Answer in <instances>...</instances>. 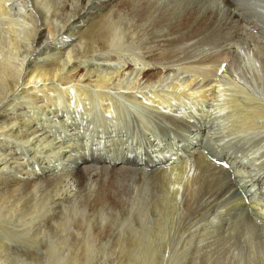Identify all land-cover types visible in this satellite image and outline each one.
Wrapping results in <instances>:
<instances>
[{
	"label": "bare ground",
	"instance_id": "1",
	"mask_svg": "<svg viewBox=\"0 0 264 264\" xmlns=\"http://www.w3.org/2000/svg\"><path fill=\"white\" fill-rule=\"evenodd\" d=\"M243 1L23 0L33 23L27 37L29 47L14 67H7L0 59V264H142L141 255L135 260L131 257L138 250L142 255L152 253L150 261L154 264L158 250L173 247L183 219L175 206L179 187L184 185V197L190 198L184 204L190 212L201 198L213 194L216 186L214 194L221 193L216 181L205 175L214 166L201 150L202 141L213 139L212 131L219 125L224 130H236L234 134L240 130L264 131V95L255 96L249 86L236 92L235 85L227 88L214 79L222 63L232 60L234 65L232 54L226 50L236 43L233 38L219 36L217 12L230 13L239 25L241 18H250L264 36V0L252 2L257 12ZM0 13L7 16L8 9L1 7ZM0 18V23L7 20ZM211 34L215 37H208ZM262 34L257 39H263ZM200 35L205 39L192 42ZM210 46L214 47L207 50ZM128 51L143 58L137 69L123 60ZM177 52L183 57L179 65L192 64L207 83L196 87L192 81L186 87L166 88L165 77L175 66ZM87 58L97 63H88ZM86 62L92 68L87 69ZM118 65L119 69H110ZM66 66L69 72L61 74ZM260 66L264 68L259 62L255 64V68ZM121 67L130 75L142 76L138 89L137 85L132 89L119 85L109 88L113 79L124 76ZM230 78L231 82L238 79ZM158 83L162 89L155 88ZM125 103L134 113L140 108L144 115L152 116L134 117L128 110L126 114ZM95 111L104 124L90 132L89 147H85L89 138L85 145L55 143L65 136L76 138V131L80 134L94 126L91 119ZM122 118L127 122L122 120L116 129V121ZM69 120L75 125L70 134L60 127ZM142 132L148 143L151 136L158 140L152 148L158 155L148 161L137 155ZM227 134L231 138L224 134L225 139H234L228 130ZM171 135L173 140L178 137V144L172 142ZM135 154L137 158L132 160ZM222 163L226 167L227 163ZM96 169H106L109 178L98 177ZM121 177L131 183L142 182L139 190L144 196L140 199L148 200L142 221L137 217L143 209L133 197L125 196L131 191L121 188L123 181L120 187L125 179ZM247 178L238 185L247 190L234 195L229 189V203L225 205V195L220 200L228 212L240 211L229 213L235 224L244 225V206L256 212L262 209L257 198L264 192V183ZM134 194L138 196V191ZM147 217L150 223L152 220L148 227L142 223L149 222Z\"/></svg>",
	"mask_w": 264,
	"mask_h": 264
},
{
	"label": "rangeland",
	"instance_id": "2",
	"mask_svg": "<svg viewBox=\"0 0 264 264\" xmlns=\"http://www.w3.org/2000/svg\"><path fill=\"white\" fill-rule=\"evenodd\" d=\"M244 1H245V3H243L244 6L247 5L246 7L252 9L253 12H255L254 10H256V12L258 11L256 9V7L252 6V5H254L252 2L259 1V0H249V2H248V0H244ZM248 4H249V6H248ZM221 6L224 9L226 8V5H224V4H221ZM1 7L2 8L6 7L8 9V15L5 16V15H2L0 13V17L7 19V20H5V22L0 23V31H2V33H1L2 35L0 34V59L2 58L5 60L7 67H9V66L14 67L18 63V59L22 55L26 54L25 50H27V47H29L28 43H30V42H28L27 37H28V34L30 33L29 31L31 30L33 23H31V19L28 16L27 11H25L26 9L24 8L23 0H0V8ZM228 12H230V11H228ZM217 13H218V15H214V16H216L217 18L219 17V19H218V21H220V23H218L219 26H218V24H216V26H217L216 30H219V36L224 35V37H226V38H233V39H235L236 43L233 47H230L229 49L226 50V52H230L232 54L234 62H235L234 65H233V62H231L232 60L230 61V63H227V64L222 63L221 66L219 67L220 70L216 74L214 73L215 74L214 79L216 80L215 82L218 81V83H220L222 86L227 87V88L232 86V85H235L234 91H236V92L237 91L239 92V90L241 88L242 89H248L247 86H249L250 89L252 88L254 90L253 93L255 94V96H258L259 98H263V95H264V68L261 66H260V68H255V64H257L258 62L260 65H264L263 64V62H264V36L262 34V31L260 29H258V27L256 28L255 24L252 23L253 21L248 17L241 18V24H240L241 27H240L237 20L232 19L230 17V13H225V14L219 13V12H217ZM213 14H216V12H214ZM263 15H264V12H263ZM221 17H223V18L221 19ZM226 18H227V20H226ZM261 18L262 17H259L260 20H261ZM231 19H232V21H231ZM261 21L264 22V17ZM0 22H1V18H0ZM230 23H231V25H230ZM236 23H237V25H236ZM220 24H222L221 27H220ZM235 26H236V28H234ZM250 27H252V28H250ZM229 30H232V31L230 32ZM256 32H258V33H256ZM258 34H259V36H258ZM261 34H262L263 39L262 38L257 39V37L258 38L261 37L260 36ZM212 35L213 34H211L208 37L214 38L215 36H212ZM253 37H255V38L253 39ZM204 39H205V35H200V36H197L196 39H193L192 42L202 41ZM255 39H257V41ZM258 40H259V42H258ZM219 46H221V44H219ZM213 47L214 46H210V47H208L207 50H209ZM145 51L147 52L146 49H145ZM177 54L179 55V57L177 56V59L173 60L175 62V64H173V65H175V66L171 67V69H172L171 73L169 75H166V77H165V79L167 80L165 82L166 88L169 86H173V85H178V86L183 85L182 87H186L188 85V83H190L192 81L194 82L193 85H196V87H200V84H202V85L205 84L206 79H204L205 78L204 75L201 72L198 73L197 68L193 69V67H191L192 64L179 65L181 63V61H179V59H182L183 57L180 54V52H177ZM88 60H89V58H87L86 61H88ZM123 60H126L127 62L129 61V63L136 65V69H137V66L139 64H142L144 62L143 58L140 55H138L132 51H128L127 53L125 52ZM94 61L97 63L96 60H94ZM94 61L89 60L88 63L94 62ZM86 63L84 65L87 66V69L89 67L92 68V66H89L90 64L87 63L88 64L87 65ZM119 63H121V61L118 62V64ZM126 64H128V63H126ZM151 67H154V66L152 65ZM157 67L163 69V66L161 67L158 65ZM68 68H69V66H66L61 71V74L67 75V73L69 72ZM80 68H83V67H80ZM93 68H96V67H93ZM115 68L119 69L120 66L119 65L114 66V67H111L110 69H115ZM159 68L156 69V71L158 73L161 72V70ZM102 69H105V71H106L109 68L108 67H102ZM121 69H122L121 73L123 72L124 76L120 77V78L117 77V78L113 79L112 85L109 88L110 89H115V88L117 89V86L119 85L122 87L126 86L127 88L129 87L132 89L134 87V85H137V89H138V87H140V84H141L140 79L142 78V76L130 75L131 73L129 71H123V69H125V68L121 67ZM225 72L228 73V76ZM230 77H232V78H230ZM229 78L232 80L234 78H236V79L238 78V79L236 81L233 80L232 81L233 83H232L229 80ZM239 80H240V82H239ZM43 82L44 81H42L41 84ZM91 84H94V83H91ZM158 85H159V83L156 85L155 88H158L157 87ZM162 88L163 87L160 86L158 89H162ZM131 89H129V91H131ZM152 89L153 88H149L148 90H152ZM257 93H259V95H257ZM22 103H23V100H22ZM18 108L19 107H17L16 109H18ZM123 109H126V112H125L126 114L127 113L129 114V112H130L129 115H131V112H132L134 114V117L138 116L140 114L139 116H143L144 118H147V117H150V115H151V114H149V116H148L147 115L148 113L146 115H144L145 113H143V111L140 108H135L134 109L135 113H134L133 109L129 108V106L126 105V103L124 104ZM10 111L12 112L13 110H9V112ZM97 113L98 112H96V111L93 112L94 117L96 116L99 118L93 117L91 119V121L94 119V126L86 127V129L82 130L80 134H79L80 131H76L75 132L76 138L65 136V138H60L59 140L55 141V143L59 142L58 145H62V144L63 145L75 144L76 145L77 143H78V145L79 144L81 145L83 143L85 145V140L89 138L88 139L89 141H87V144H89V143L90 144L85 146L86 148L89 147L92 144L91 137H93V135H91L90 132L93 130V128L96 129L97 127L102 126L104 124V123H102V121L100 119V118H102V116L98 115ZM136 114H138V115H136ZM122 117L124 118V116H122ZM123 118L120 119L119 121H116V124L114 125V126H116V129H118L120 127L119 124L121 123L122 120L123 121L125 120L122 123L127 122V120L123 119ZM70 121L71 120H69V122H66L67 124L65 123L64 125H60V127L62 129H64L66 131V133H69V134L72 133V131H74L73 129H75V125L73 124V121L71 122L72 124L70 123ZM256 122L258 123L259 121H256ZM67 127H69V128H67ZM226 128H227L228 132L230 134H232V137L235 140L234 139H231V140L225 139L227 137L230 139L231 137L228 136L227 130L222 129V126L219 125L218 127H215L216 133L214 130L212 131L215 134V135H213V139H211L212 142L210 143V141H211L210 139L209 140L204 139L202 141L203 147L201 148V150L204 151V155L208 158L209 162L214 166L211 168L212 170L211 169L207 170L205 175H206V177H209L210 179H212L214 182L216 181L214 184L218 185L219 191L221 192V193L219 192L220 195L214 194L218 189L216 186L213 194L211 193V194L206 195L207 197H205L204 199L201 198L200 199L201 201H199V203L196 204V206L194 207V211L190 212L189 210H187V208L184 207V204L186 203V201L188 202V200L190 198L184 197L185 196L183 194L184 185H181L179 187V195H177L175 206L177 205L176 208H177L178 216L183 218L180 221V223H182V224L179 227L181 230V233L179 235V238L176 240V242L174 244H172L173 247L171 246V247H167V248H162L156 252V256L154 257L156 262L154 261V264H264V192L259 194L258 198H257V202L259 201L260 202L259 204L262 207L261 211L256 212L249 205L244 206V212H245L244 225L232 223L234 221V216H232V218H231V216H229L230 214L235 215L238 212L240 213V211L237 210V212L231 213V210L228 212L226 210L225 206L223 207L224 204L220 205V202L222 201V196H224V195H225V200H226L225 205H227L229 203V197L231 195H228V191L231 190V192L233 194L235 192L234 195H239L241 192H244V191H242L243 189L247 190L242 185L238 186V185H240V181L242 178L248 177L247 180H250L251 178L252 179L255 178L257 180L254 181V183H257V184L264 183V165H263L264 163L261 162V161H263V159L260 158L263 155L262 152H264V151L258 152L259 148L264 149V141L261 142V140H264V131L261 130L258 132L257 130L256 131L251 130V132H250V130H247V132L243 133L242 130H240L239 132L234 134L232 132H235L236 130L231 131L230 129H228V127H226ZM85 131H86V133L89 132V134L91 136L90 135L87 136ZM241 133L244 135L242 136ZM260 133H262V134H260ZM139 135H140V137L138 135H137V137H139L140 140L143 142L141 143L142 145H140V144L136 145V148L140 147V150L138 151V154H137V155H139L138 158L141 159L143 157L142 159L148 161V159L150 157L158 155L157 152H154L152 150V148L158 143V140H156V138H154V136H151L152 139L149 140V143H148V141L143 139L144 138L143 132L141 134L139 133ZM237 135H240L241 138H239V136H237ZM173 136L174 135H171L172 142L175 141L178 144V140H179L178 137L176 136V139L173 140ZM237 138L239 140H237ZM221 139H223V140H221ZM162 140L163 139H160V142H163ZM69 142H71V143H69ZM166 142H167V140L164 141V143H166ZM239 142H241L242 144L240 145ZM181 144H185L186 147L188 146L187 142L182 141ZM112 145H113V143L109 142V146H112ZM15 146H17V145L15 144ZM261 146H263V147H261ZM161 148H162V146L160 147L159 150H161ZM18 149H20V148L18 147ZM65 150H68V149L66 148ZM69 150H70V148H69ZM28 154H30V152H28ZM252 154H254V155H252ZM99 155H101V153ZM137 155L135 154L134 157H131V159L135 160V158H137ZM239 155H241V156H239ZM249 155H251V156H249ZM19 157H21V159L23 158V156H19ZM127 157H128V155H126V158ZM247 158H249V159H247ZM250 159H252V160H250ZM223 161H225L228 166L227 165H226V167H225V165L223 166V163H222ZM11 162H13V161H11ZM259 162L262 164H260ZM237 163H239V164H237ZM13 165L16 166L17 164L16 165L12 164V166ZM97 166H98V168H101L100 165H97ZM220 167H222L225 170H223ZM226 168H228V169H226ZM16 169L18 170L19 168L17 167ZM196 170H198V169H196ZM196 170H194V174H200V173H197ZM228 171H230V172H228ZM95 172L99 173L98 177L109 178V176H107L108 173H107L106 169H103V171L102 170L98 171V169H96ZM137 177H139V176H137ZM121 178H125V177H121ZM128 178L133 179L135 177L134 176L133 177L128 176ZM215 178H216V180H215ZM125 179L121 180L120 187L125 182V184H123L121 188L122 189H128L129 191H131L130 193H128V196L127 195H125V196L126 197L130 196L131 198L133 197L132 200L135 201L136 205H137V202L140 203L139 208H142L143 212H141L137 218L138 219L141 218V221H142L143 216L146 217L145 213H147V211H148L147 210L148 209V205H147L148 200L140 199L142 196H144L142 193V189L139 190L142 182L140 180V183L136 184L135 182L131 183L132 180H129L127 178H125ZM128 180H129V182H127L128 183L127 184L126 181H128ZM188 180H190V177L187 176L186 181H188ZM122 181H123V183H122ZM94 185L96 186V188H98V184L95 183ZM234 185L237 187H235ZM232 186H234V188ZM120 187H119V189H121ZM133 190H135V191H133ZM137 191H138V194H137L138 196H135L134 193ZM75 192H77V190ZM151 196H152V194H150L149 199H151ZM152 198H153V196H152ZM143 200L145 201L146 204L143 202ZM261 200H262V202H261ZM218 202H219V204H217ZM137 206H136V208H138ZM214 206H215V209H214ZM138 211H139V209L137 210V212ZM191 214H192V216H191ZM140 215H141V217H139ZM146 221H149V222H142L144 224L148 223V225L146 224V227H148L150 224H152V220L150 223V219H148V217L146 218ZM136 223H137V221H136ZM135 225H136V227H138L137 224H135ZM182 234H184V235H182ZM185 241H186V243H185ZM14 245H16V244L13 243V246ZM142 253L143 252H140L139 250L134 251V252H132L131 257H133L135 260L138 258V256L141 255L139 261L141 263L143 261L142 264H152L153 254L149 252V253H146L145 255H142ZM148 254L151 255V258ZM108 255H110V254H108ZM150 260H152V261H150ZM3 264H10V263H3Z\"/></svg>",
	"mask_w": 264,
	"mask_h": 264
}]
</instances>
